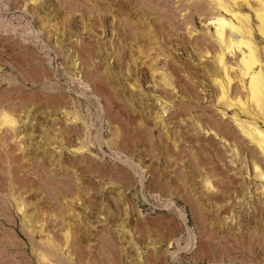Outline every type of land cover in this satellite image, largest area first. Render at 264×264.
Masks as SVG:
<instances>
[{
    "label": "rangeland",
    "instance_id": "1",
    "mask_svg": "<svg viewBox=\"0 0 264 264\" xmlns=\"http://www.w3.org/2000/svg\"><path fill=\"white\" fill-rule=\"evenodd\" d=\"M263 65L264 0H0V264H264Z\"/></svg>",
    "mask_w": 264,
    "mask_h": 264
},
{
    "label": "bare ground",
    "instance_id": "2",
    "mask_svg": "<svg viewBox=\"0 0 264 264\" xmlns=\"http://www.w3.org/2000/svg\"><path fill=\"white\" fill-rule=\"evenodd\" d=\"M235 1V0H234ZM219 4V3H218ZM242 5V4H241ZM224 6H227L226 4L224 5ZM222 7H223V5H222ZM229 8V7H228ZM227 10V9H226ZM230 10V9H229ZM228 11V10H227ZM228 12H230V11H228ZM226 13V12H225ZM234 13V12H233ZM231 14V13H230ZM236 15V14H235ZM238 15V14H237ZM239 16V15H238ZM262 16V15H261ZM216 18V17H215ZM219 18V17H218ZM217 18V22L222 26L223 24H224V22L219 18L218 19ZM239 18H243V17H239ZM245 18V17H244ZM238 20V19H237ZM263 20V19H262ZM211 23V22H210ZM216 23V22H215ZM217 26H218V24H217ZM237 27V26H236ZM234 28V27H233ZM246 29V28H245ZM225 30V29H224ZM223 29H220V31L218 32V34L220 35V36H222L223 35V33L224 32H226V31H224ZM235 30V29H234ZM241 30V29H240ZM233 31V30H232ZM241 32V31H240ZM227 33V32H226ZM230 33V32H229ZM229 33H227V34H229ZM236 33V32H235ZM233 34V33H232ZM238 34V33H237ZM246 34H247V32H246ZM239 35V34H238ZM248 35V34H247ZM224 37V36H223ZM225 38V37H224ZM243 38V37H242ZM241 38V39H242ZM217 39V38H216ZM223 40V39H222ZM226 40H228L227 38H226ZM236 40V39H235ZM234 40V41H235ZM221 41V40H220ZM223 43H224V40H223ZM222 43V44H223ZM235 44H236V46L237 47H239V46H245V47H247V48H249L250 49V45H249V43H247V42H244V41H235L234 42ZM219 45H221L220 43H219ZM221 47V46H220ZM233 47V46H232ZM222 49V48H221ZM224 49H225V47H224ZM231 50V49H230ZM238 50V49H237ZM240 53H241V51H240ZM226 53H224L223 55H225ZM245 54V53H244ZM257 55V54H256ZM255 55V56H256ZM244 56V55H243ZM225 59V58H224ZM238 62V61H237ZM225 64V63H224ZM223 64V65H224ZM254 64V59H253V52H252V50H249V55H247V56H245V57H242V61H241V64H236L235 63V65L238 67V68H241L243 71H245V72H247L251 67H252V65ZM227 65V64H226ZM264 66V65H263ZM237 67H236V69H237ZM233 68V67H232ZM264 69V68H263ZM240 71V70H239ZM263 71V70H262ZM244 72V73H245ZM251 73V72H250ZM228 74V73H227ZM228 77H229V75H228ZM243 77V76H242ZM264 77V76H263ZM231 78V77H230ZM228 80V79H227ZM263 80V79H262ZM229 83V82H228ZM228 87H230L229 85H228ZM234 89V88H233ZM223 90V89H222ZM221 90V91H222ZM264 90V89H263ZM262 92V91H261ZM239 93V92H238ZM256 93H258V90L257 91H254L253 92V96H255V94ZM264 93V92H263ZM221 95H223V96H221L222 98L223 97H225V93L224 92H222V94ZM251 96H252V94H250ZM259 96V95H258ZM250 98H252V97H250ZM259 98H260V96H259ZM263 100V99H262ZM262 100H259V103L261 102V106L262 105H264L263 103V101ZM254 101V100H253ZM258 103V101L256 102V104H257V106L259 107L260 106V104ZM256 107V106H255ZM257 107V108H258ZM263 108V107H262ZM244 110V109H243ZM261 114V113H260ZM262 116L264 115V114H261ZM257 116H259V115H257ZM255 131V130H254ZM256 136V135H255ZM260 140V139H259ZM262 145H263V143H262Z\"/></svg>",
    "mask_w": 264,
    "mask_h": 264
}]
</instances>
